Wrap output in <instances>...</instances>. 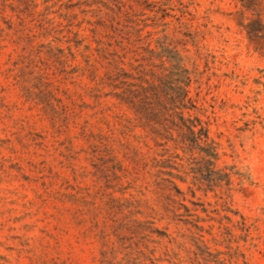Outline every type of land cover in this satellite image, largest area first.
I'll return each mask as SVG.
<instances>
[{
  "label": "rangeland",
  "instance_id": "obj_1",
  "mask_svg": "<svg viewBox=\"0 0 264 264\" xmlns=\"http://www.w3.org/2000/svg\"><path fill=\"white\" fill-rule=\"evenodd\" d=\"M125 34L128 72L152 50L160 77L159 46L179 54L190 114L228 183L195 181L188 156L140 129L121 135L114 115L130 113L110 97L96 105L82 55ZM99 136L107 155L91 151ZM164 149L178 193L160 199L147 165ZM102 252L115 264H202L207 252L264 264V0H0V264H100Z\"/></svg>",
  "mask_w": 264,
  "mask_h": 264
},
{
  "label": "trees",
  "instance_id": "obj_2",
  "mask_svg": "<svg viewBox=\"0 0 264 264\" xmlns=\"http://www.w3.org/2000/svg\"><path fill=\"white\" fill-rule=\"evenodd\" d=\"M121 31L114 29L111 33L122 36ZM105 38L113 39L110 35H106ZM123 41L129 44L130 38L127 34L120 41L117 39L106 43L95 41L97 48L94 49V53L86 47L85 51L88 54L82 55L85 63L82 71L90 81L95 82V87L90 91L92 98L97 102L96 105H100L99 101L102 98L110 97L116 102V107L125 108L130 113V118L114 115L116 124L121 128V135L126 136L133 129H140L156 147L163 148L171 144L175 151L179 150L183 155L188 156L189 173L194 175L195 181L211 185L228 183L229 174L215 166L218 145L210 139L206 124L190 114V111L195 109L194 103L187 96V87L191 79L188 71L181 66L179 54L170 49L169 44L159 46V54L166 58L167 63H170V67L167 68L161 62L160 77L149 69L151 65L145 64L157 55L152 50L147 51V58L135 59L136 65L130 63L128 72L123 68L125 66L123 60L132 51H126L127 46L123 45ZM113 47L116 49H111ZM96 66L104 70L98 78ZM172 81L178 85L176 94L167 86L172 84ZM105 90L108 92H104ZM113 108L114 106H105L101 113L111 112ZM106 125L108 126V123ZM96 142L90 147L92 153L102 156L109 154L107 137L99 136ZM165 151L158 155L160 159L153 157L147 165L155 169L151 176L152 186L160 199L164 197L165 192H169V195L172 190L178 193L172 181V178L177 177H172L170 172L163 171L166 168L177 170V167L169 165L171 156L163 159V156L169 152L167 149ZM174 158L181 160L179 155H175ZM164 176H170L171 179ZM151 233H158V231L152 229ZM116 236L119 241H123L124 238ZM219 256L220 253L207 252L202 264H227ZM114 260L113 257H108L106 252H102L99 263L115 264ZM126 264H128L127 260Z\"/></svg>",
  "mask_w": 264,
  "mask_h": 264
}]
</instances>
